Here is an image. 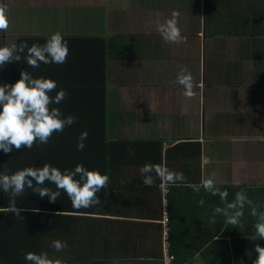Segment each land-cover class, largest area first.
I'll use <instances>...</instances> for the list:
<instances>
[{
    "label": "crops",
    "instance_id": "crops-1",
    "mask_svg": "<svg viewBox=\"0 0 264 264\" xmlns=\"http://www.w3.org/2000/svg\"><path fill=\"white\" fill-rule=\"evenodd\" d=\"M0 9L10 19L0 47L43 44L56 33L72 43L63 64L7 63L0 85L10 68V75L28 70L54 79L57 91L67 92L54 106L77 117L71 132L78 117H105L99 155L94 141L78 155L73 137L63 141L62 132L48 141L62 171L82 159L92 161L83 163L87 169L109 176L97 193L99 205L71 206L63 241L71 260L164 264L166 252L171 264H225L227 252L234 260V244L252 231V208L264 209V0H0ZM173 11L185 38L179 44L165 42L154 23ZM80 37H98L103 47L87 49ZM98 65L102 96L93 89L96 74L88 73ZM180 66L199 85L195 98L176 83ZM147 163L182 172L185 180L162 189L152 173L154 184L146 186L140 168ZM209 178L217 194L202 186ZM241 192L252 204L245 203L233 226L216 209L238 210L227 205Z\"/></svg>",
    "mask_w": 264,
    "mask_h": 264
},
{
    "label": "clouds",
    "instance_id": "clouds-1",
    "mask_svg": "<svg viewBox=\"0 0 264 264\" xmlns=\"http://www.w3.org/2000/svg\"><path fill=\"white\" fill-rule=\"evenodd\" d=\"M180 13L173 11L171 18L164 22L156 20L157 31L161 34L163 40L167 43H182L185 38L182 36L179 27ZM10 26V19L6 10L0 9V33H6ZM27 49L26 56H23ZM69 46L64 37L59 34H53L43 44L33 43L28 45L27 41L17 45L12 43L10 46L0 47V68L12 61H21L24 59L31 68H39L43 64H63L67 61ZM176 83L183 86V95L192 99L195 98L194 88L199 86L194 82L192 73L187 66H180L176 77ZM56 93L54 96L52 93ZM67 96L66 90L57 91V82L51 78H34L27 70L21 71V78L15 84L0 85V150L5 153L12 151L13 147L19 150L21 147L31 149L37 142L41 144L48 143L55 132H63L66 127L73 125L77 117L68 115L64 117L61 109L54 105L61 104ZM88 131H83L77 141V150H83L84 141L88 138ZM129 154H134L129 149ZM143 176V183L151 187L154 184V176L161 180L160 187L163 189L167 184H176L183 182L185 176L182 172L170 171L167 167L159 164L147 163L140 168ZM214 175V174H213ZM78 177V178H77ZM46 182L55 185V190L47 187ZM109 176L102 174L99 170H89L83 164H78L72 170L62 171L60 168L48 163L41 167L30 166L13 173H0V190L10 196V204L7 207L8 212L16 215V218L23 219L20 215L24 209L17 207V197L24 196L25 190L29 189L37 193L41 198L47 197L50 203H55L61 196V193L67 195L74 209H87L101 203L99 193L108 187ZM202 186L207 191L217 194L219 191L215 187L213 178L202 181ZM194 191H199V187L192 185ZM221 197L227 196L226 192L220 193ZM203 204V201H200ZM252 204L244 193H237L236 200L227 205L228 209H238L229 214L220 208L217 213L223 211L227 217L226 222L233 226L240 223L243 216V207ZM58 214V213H57ZM253 216H259V221L255 225L256 236L259 239L264 238V212L257 213L255 207L252 208ZM255 241V238H253ZM52 247L56 251H63L67 248L65 242L55 240ZM255 251L258 253L254 264H264V247L256 245ZM25 260L28 264H54L46 252L36 253L28 252L25 254Z\"/></svg>",
    "mask_w": 264,
    "mask_h": 264
},
{
    "label": "trees",
    "instance_id": "trees-1",
    "mask_svg": "<svg viewBox=\"0 0 264 264\" xmlns=\"http://www.w3.org/2000/svg\"><path fill=\"white\" fill-rule=\"evenodd\" d=\"M78 43L81 46L88 48L103 47V41L98 37L78 38ZM72 44L68 41V45ZM10 68L8 74L5 73L4 84H15L20 78L21 73L17 75H10ZM28 71V70H27ZM47 71L51 72V69ZM57 71V69H55ZM7 72V71H5ZM104 67L98 65L97 67L90 68L88 73L96 74L93 80V89L97 91L101 96L104 93ZM55 73V72H54ZM94 106L102 112L103 101L97 100ZM2 110V106H0ZM104 115L102 113L97 114V117H89L88 120L83 117H78V121L75 126H69L62 132L63 141L69 137H73L72 146L78 155H84L85 150L94 141L96 143L97 155L100 150L101 140L104 138ZM93 122L95 124L93 125ZM72 128V129H71ZM87 130L89 135L84 141V149L77 150V141L80 134ZM69 133H72L69 134ZM105 139V138H104ZM54 141L46 144L37 142L31 149L21 147L19 150L13 147L12 151L5 153L0 150V173H13L18 170H22L25 167L37 166L41 167L43 164L48 163L52 166L59 167L54 156ZM73 156V155H72ZM67 157H71L67 155ZM80 159V158H79ZM80 159L81 164H89L92 161H83ZM78 163V164H80ZM70 166L77 163H68ZM47 187L55 190L54 184L46 182ZM61 196L55 203H50L47 197L41 198L37 193L32 192L29 189L25 190L24 196L17 197V207L24 209L20 213L23 219L16 218V215L12 212H8L7 207L10 204V196L0 190V264H28L25 260V254L32 251L36 253L46 252L54 261V264H105V262L93 261V260H71L70 255L64 251H56L52 247V243L55 240L63 242L69 236V225L71 223V201L66 196ZM257 213L264 212V209L258 205H255ZM58 213V214H57ZM253 228L248 239L244 238L243 242L239 240L238 244H234V248L237 251V255L234 260L231 259V254L226 253L224 260L225 264H254L258 253L255 251L256 245L264 247V238L259 239L256 236L255 225L259 221V216H253ZM67 230V235L63 237L64 231ZM247 237V236H246ZM255 238V241L253 240ZM63 255H61L62 253ZM76 263V264H77Z\"/></svg>",
    "mask_w": 264,
    "mask_h": 264
},
{
    "label": "built area",
    "instance_id": "built-area-1",
    "mask_svg": "<svg viewBox=\"0 0 264 264\" xmlns=\"http://www.w3.org/2000/svg\"><path fill=\"white\" fill-rule=\"evenodd\" d=\"M164 264H171V259H170V257H169V254H168V252H166V253H164Z\"/></svg>",
    "mask_w": 264,
    "mask_h": 264
}]
</instances>
